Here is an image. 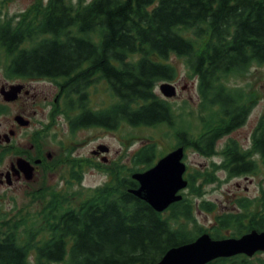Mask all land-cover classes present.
I'll return each mask as SVG.
<instances>
[{"label": "trees", "instance_id": "16d2710c", "mask_svg": "<svg viewBox=\"0 0 264 264\" xmlns=\"http://www.w3.org/2000/svg\"><path fill=\"white\" fill-rule=\"evenodd\" d=\"M172 57L182 58L196 81L202 123L196 139L184 140L180 132L176 139L212 157L217 142L245 124L259 99L258 92L245 94L229 83L264 67V0H46L14 18L0 17V68L6 77L71 79L73 92L82 95L91 77L87 71L100 70L106 95L115 99L98 115L105 123L173 128L175 111L154 94L159 82L177 77ZM221 151L222 163L212 164L211 173L259 171L264 116L248 150L230 139ZM155 158L154 145L147 144L134 155L135 170L122 165L117 175L107 168L109 180L95 189H48L38 199L39 213L0 219V264H156L169 249L192 242L206 231L188 228L195 223L191 199L163 217L128 193L137 187L131 173L149 168ZM197 181L188 179L193 197L201 196ZM249 205L243 200L239 213L218 216L219 228H232L234 236L264 226L253 216L245 223ZM196 206L214 209L208 202ZM239 259L208 264H249Z\"/></svg>", "mask_w": 264, "mask_h": 264}, {"label": "rangeland", "instance_id": "374dc122", "mask_svg": "<svg viewBox=\"0 0 264 264\" xmlns=\"http://www.w3.org/2000/svg\"><path fill=\"white\" fill-rule=\"evenodd\" d=\"M91 0H86L90 2ZM39 2L46 3V0H0V17L14 18L22 13H25L30 8L34 7ZM170 62L173 63L177 70V77L171 83L177 86L176 95L167 102L172 106L177 116V122L173 128L168 129L166 126H158L154 128L146 127H133L127 124L119 123L116 130L94 129V131L82 132L77 134V140L83 146L80 149L82 154H87L91 148L96 144H105L109 147L107 158L111 161V165L118 163L123 165L124 169L135 170L137 167L133 163V158L136 152L147 144H153L156 150V158L159 159L163 155L172 151L178 146L177 133L184 131L191 139H196L198 134L202 131V123L200 121V98L196 88V81L189 77L184 60L182 58L172 57ZM4 73L0 68V82ZM159 84L155 88V93L158 97L163 98L159 92ZM231 88L245 89V94L258 92L259 99L257 105L250 111L245 124L239 129L232 132L227 137L222 138L217 142V154L212 157H204L191 148L185 150V157L183 162L186 165V177L194 175L196 171L203 173L218 174L217 183L206 184V182L198 181L195 185L201 186V196H192L187 189L183 193L185 200H192L194 210L195 223L188 228L198 231H209L211 233L213 228H219L216 218L225 214L239 213V202L241 200L250 201L248 213L253 214L264 210V166L260 165V170L252 173L253 176L239 179L224 178L223 174L217 170L212 172V164L219 166L222 162L220 152L228 140L236 141L244 150H248L250 146V139L253 130L256 128L257 120L264 116V67L252 68L245 77L231 80L229 83ZM108 107L115 99L112 96H104ZM165 99V98H163ZM184 106V109L182 108ZM181 109L184 111V121L181 120ZM62 123H65L61 117ZM182 121V122H181ZM257 122V123H258ZM60 131V129H59ZM68 133H63L67 136ZM53 147H55L53 145ZM257 159V157H256ZM153 163V162H152ZM110 165V166H111ZM67 164L59 165L57 170L51 172L46 180L42 179L38 185H31L28 187L18 186L15 188L1 187L0 186V219H15L18 216H28L39 213V197L34 195V189L42 188L45 193L46 189L57 190L58 193L69 191H80L81 189H94L102 186L108 181V177L104 174L99 175L93 171L92 168L88 169L85 177L80 185H74L69 182V179H62L66 175ZM4 164L0 163V172L3 170ZM66 169V170H65ZM142 169L140 171H144ZM210 202L214 205L211 212L200 211L196 205L200 202ZM163 214L164 217L169 216ZM234 232L232 228H226L214 232L211 235L220 236L223 233L231 234ZM263 252V251H259ZM249 264H262L263 256L260 254L255 255L253 258L246 259Z\"/></svg>", "mask_w": 264, "mask_h": 264}, {"label": "flooded vegetation", "instance_id": "af4514ba", "mask_svg": "<svg viewBox=\"0 0 264 264\" xmlns=\"http://www.w3.org/2000/svg\"><path fill=\"white\" fill-rule=\"evenodd\" d=\"M84 65L87 67L94 63L85 62ZM87 73L91 77L87 79L88 85L82 95L73 92L75 85L71 79L62 81L24 73L17 78L3 75L4 78L0 82V163L2 166L4 164L0 172L1 187L21 186L23 189L25 187L28 189L31 185H38L42 179L46 180L48 174L56 171L57 167L63 164H67V170L65 169L66 175L62 179H69L74 185L81 184L86 171L90 168L96 171L95 173L103 176L105 174L107 177H109L107 168L120 175L121 165L118 163L111 165V161L107 158L110 150L105 144H96L87 154L80 152L83 146H79L78 133L103 128L116 130L119 126V123L117 125L105 123L98 116L107 109L106 102L102 99L107 94L104 76L100 70L95 69ZM174 86L177 90V86L175 84ZM154 94L157 96L155 91ZM83 97L86 98L84 105ZM182 108L184 109V106ZM184 116L185 113L181 109L179 118L181 120L183 118L184 121ZM61 117L65 123H62ZM63 133L68 134L66 136ZM181 138L186 140L184 131L181 132ZM21 162L28 165L31 171L30 180H27L25 168L19 167ZM221 173L224 178L230 180L253 176L252 174L234 176L226 171ZM193 176L198 180L208 178L212 181L211 184L219 181L217 173L211 175L197 173ZM41 190L40 187L34 189V195L39 198L46 196L48 189L45 193ZM172 206L163 214H168ZM253 217L255 221L264 224V210ZM248 221L247 219L246 224ZM249 231L243 232L242 235ZM256 231L263 232L264 226H259ZM223 235L230 237L231 234L223 233ZM258 254L263 256L264 262V252H257L255 255ZM236 257L245 259L243 255Z\"/></svg>", "mask_w": 264, "mask_h": 264}, {"label": "water", "instance_id": "95a60500", "mask_svg": "<svg viewBox=\"0 0 264 264\" xmlns=\"http://www.w3.org/2000/svg\"><path fill=\"white\" fill-rule=\"evenodd\" d=\"M159 90L166 98L175 96V88L170 84L160 85ZM182 159L183 148H178L159 159L152 168L134 173L131 177L137 182V188L128 190L129 193L156 213H162L172 204L180 202L182 196L179 192L187 187V181L183 179L185 165ZM19 167L25 168L27 180H30L28 165L21 162ZM248 237L258 239L259 246L252 244ZM257 251H264V231H252L240 238L221 240H213L208 234H202L190 243L169 249L156 264H208L239 254L251 257Z\"/></svg>", "mask_w": 264, "mask_h": 264}, {"label": "bare ground", "instance_id": "6f19581e", "mask_svg": "<svg viewBox=\"0 0 264 264\" xmlns=\"http://www.w3.org/2000/svg\"><path fill=\"white\" fill-rule=\"evenodd\" d=\"M248 240H251L250 242H252V244L258 245L260 244V241L258 239L252 238V237H248Z\"/></svg>", "mask_w": 264, "mask_h": 264}]
</instances>
